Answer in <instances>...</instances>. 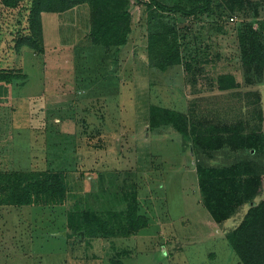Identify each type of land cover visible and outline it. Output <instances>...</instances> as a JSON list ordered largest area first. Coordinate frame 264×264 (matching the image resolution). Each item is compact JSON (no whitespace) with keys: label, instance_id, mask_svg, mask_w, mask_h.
<instances>
[{"label":"rangeland","instance_id":"1","mask_svg":"<svg viewBox=\"0 0 264 264\" xmlns=\"http://www.w3.org/2000/svg\"><path fill=\"white\" fill-rule=\"evenodd\" d=\"M258 1L256 16L249 7L222 13L217 3L212 15L193 16L150 14L130 0L126 43L111 48L92 44L89 6L43 12L39 54L14 48L27 4L0 6V69L24 74L0 81V172L53 170L68 186L62 204L0 206V264H241L225 234L241 221L247 204L216 223L203 205L198 155L172 128L149 131L147 113L156 104L223 126L260 122L264 136V74L244 82L236 35L242 21H264V0ZM161 21V31L185 39L182 60L166 68L146 47V34L153 24L160 30ZM220 75L238 86L218 90ZM201 157L218 166L242 159L264 166V154L228 145ZM131 183L144 228L109 239L70 235L68 213L75 203L109 208Z\"/></svg>","mask_w":264,"mask_h":264},{"label":"trees","instance_id":"2","mask_svg":"<svg viewBox=\"0 0 264 264\" xmlns=\"http://www.w3.org/2000/svg\"><path fill=\"white\" fill-rule=\"evenodd\" d=\"M130 0H0V6L15 9L23 2L26 24H22L13 37L17 52L26 47L35 53H43V33L41 13H62L79 5L90 7L89 33L92 44L111 48L124 45L130 32ZM148 13L162 12L168 15H212L215 8L230 13L244 12L249 7L259 15L258 0H176L168 5L161 0H133ZM219 1V2H218ZM223 9V10H222ZM158 14V13H157ZM21 24V19L18 24ZM162 24V25H161ZM160 30L152 25L146 34V47L156 51L161 67L166 68L182 60L181 47L185 39H180L175 31L165 29L161 21ZM242 21L237 32L239 61L243 80L252 84L261 80L264 74V21L256 23ZM189 68L190 64H186ZM0 69V81L12 82L14 78L24 79L23 73H13ZM227 75L217 77L218 90L234 89V78ZM252 92L246 93L249 96ZM256 95V93H253ZM259 103L257 94L254 104ZM149 131L159 132L172 128L185 139L194 155L196 175L204 207L212 219L221 224L234 216L238 208L247 204L248 208L241 221L227 231L225 238L241 264H264V196L258 199L264 187V166L256 161L242 159L229 165H211L200 154L206 156L225 145L237 150H251L264 154V136L261 123L250 122L221 125L192 118L189 114L161 105L149 104L147 113ZM259 121L262 115L257 116ZM122 187L118 199L109 208L95 210L90 206L75 203L69 211L70 235L80 238L129 237L144 228L147 221L139 214L136 184ZM128 187V189H127ZM68 195V186L63 174L53 170L3 171L0 172V206H42L62 204ZM82 236V235H81Z\"/></svg>","mask_w":264,"mask_h":264}]
</instances>
